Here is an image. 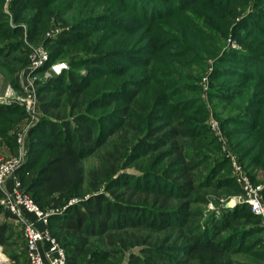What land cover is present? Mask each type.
Returning <instances> with one entry per match:
<instances>
[{
	"label": "trees",
	"instance_id": "16d2710c",
	"mask_svg": "<svg viewBox=\"0 0 264 264\" xmlns=\"http://www.w3.org/2000/svg\"><path fill=\"white\" fill-rule=\"evenodd\" d=\"M11 1L17 15L36 9L29 18L32 31L26 33L31 41L49 46L54 60L64 56L69 61L70 68L46 80L39 91L42 122L50 124L43 133L53 142L47 149L54 154L39 168L40 160H36L17 171L29 174L25 182L19 176L21 188L29 196L34 193L31 197L41 209L49 204L65 206L79 198L64 215L50 212L49 228L65 249L67 264H122L123 256L133 248H141L145 255H133L131 264H264V226L247 203L237 205L243 208L240 211L221 205V218L202 224L205 213L200 205L215 203L216 197H209L212 191L227 196L242 194L243 189L230 173L222 175L229 160L220 151L208 119L200 117L205 112L201 77L197 81L184 76L188 83L182 84L184 80L178 81L169 72L179 75V65L191 60L205 65L202 52L191 47L194 59H181L190 52H185L184 45L189 26L180 29L181 51L166 48L170 41L165 34L171 33H154L159 20H175L189 8L210 13L200 12L202 17L230 21V34L240 48H221L210 74L209 94L211 100L226 106L242 101L235 105L238 113L225 119L224 113L216 111V115L222 118L223 128L233 123L241 128L225 132L235 148H241L245 170L258 184V171H264V0H258L245 16L247 11L238 14L235 0ZM3 4L0 0V57H9L22 45L19 53L29 56L23 39L4 41L13 33L25 34V29L18 19L17 27L11 26ZM101 6L105 7L97 11ZM74 7L79 8L76 19L64 21L63 14ZM52 24L59 33H46ZM137 26L146 29L136 33ZM81 27L85 29L80 31ZM244 28L246 35L241 36ZM208 36L202 38L209 41ZM160 52L161 57L170 58L164 72L156 60ZM217 78L236 81L221 86ZM255 83L258 89L254 90ZM145 88L153 95L141 96ZM191 90L198 97L184 95ZM4 107L0 106V113ZM160 146L168 147L160 151ZM138 147L145 150V157L157 154L153 161L160 163L132 176L124 169ZM92 156L96 165L87 172L83 162ZM7 217L16 215L8 210ZM255 219L256 223H249ZM9 225L0 223V244L13 239V230L6 234ZM254 234L262 237L249 239ZM172 251L184 258L176 259Z\"/></svg>",
	"mask_w": 264,
	"mask_h": 264
},
{
	"label": "rangeland",
	"instance_id": "374dc122",
	"mask_svg": "<svg viewBox=\"0 0 264 264\" xmlns=\"http://www.w3.org/2000/svg\"><path fill=\"white\" fill-rule=\"evenodd\" d=\"M4 1V12L8 13L9 15V22L11 23V26L13 28L17 27L16 21L18 19V22L23 23L24 26V33L19 31L17 33L11 34L8 38H6L4 41L6 42H12L16 43L17 41L24 40L25 44L28 45L30 48L29 56L27 54H21L19 53V49L14 50L12 54L9 57H0V106H5L3 109L4 112L0 113V159H11L12 157L21 159V165L18 170L25 167V165H31L34 161L40 160L38 168L41 167L46 160L54 154L53 151L48 150L47 146L52 145L51 139L44 135L43 131L45 130V127L47 129H50V124H48V121L42 122V119L44 117V113L41 109L40 105V90L42 89V86L44 85V82L48 79H51L53 77L59 76L64 69H69V61L66 57L60 56L58 58H55V60L51 57V52L48 47H45L44 44L38 43L36 45L31 41V39L26 35V33H31L30 29L32 31L33 25L29 22V18L33 13L36 12L35 8L27 9L25 12L21 13L20 15H17V10L12 9L13 2L11 0H3ZM258 3V0H235V3L237 5V12L240 14L243 11H247L245 15H248L251 13L252 9L255 6V3ZM59 3V2H58ZM113 3V2H112ZM204 3V2H201ZM58 5V4H56ZM105 6L97 7V11L103 10ZM51 7L46 8L45 11H49ZM79 8L74 7V11H70L69 9L66 10L67 13L63 14L62 17L64 21H74L76 19V14L78 12ZM200 12L208 13L200 8H189L187 12L184 13V15H181L180 17L176 16L174 19H164L159 20L155 26L154 33H161V31H165L168 33H171L170 35L165 34V39L169 40L170 43L166 48L170 49L173 47L174 49H178V51H181L179 47V42L182 41L181 33L182 28H184L186 25L189 26L190 29H187V43L185 52L186 55L182 56V61H186L187 59H194L195 52H191L190 47L194 49L197 53L202 52V60L205 59V65H202L201 63H197L193 60L187 64H181L178 67V71L180 74L178 75L177 72H170V75H173L175 79L184 80V76H186L188 79H195L198 81L200 78L199 84L202 86V103H205V107L203 108L205 110L204 113L201 114V118L208 119V125L212 131V133L215 134V136L218 138V143L220 144L221 152L222 154L229 160L227 168L224 170V173L222 175H225L227 173H230L233 177H235L236 181L235 183L239 185L243 189V193H237V194H231V195H224L222 194V191H217V193L221 194H215V192H211L210 198L215 199V203H209L207 206H202L203 212L205 213V217L202 221V224L205 225L207 223H210L214 221V218L220 219L221 213H220V207L221 205H225L226 207H234L231 208V211H234V209L238 208L239 203H243V199L245 196V191L242 186V184L238 181L237 178V169L236 165L241 168L242 172L247 175L251 181L253 182L250 174L245 170V165L243 161L240 159L241 155V148L239 147L238 150L235 148V146L231 143L228 135L226 134V129H241L237 124H229L227 128H223L221 125V117H218L216 113H224L222 116L225 119L227 116L236 114L240 111V109H237L235 107L236 103L237 105L240 104L242 101H234L229 106L225 104V102H221L212 98L211 100L209 91L211 85H213V80L210 79L211 71L214 67V60L217 58V56L222 51L221 48L227 47H233L235 49H239L240 45L239 43L233 38L232 34H230L233 26L230 24V21H215V19H210L206 17H202L200 15ZM226 12H229V9H226ZM210 14V13H208ZM95 15V14H94ZM243 16V17H244ZM24 17V18H23ZM178 17V18H177ZM243 17H240L243 18ZM239 19V18H238ZM252 19H255L252 17ZM2 21V20H1ZM208 23L209 27L205 25V23ZM53 23V22H52ZM182 23V24H181ZM247 23V22H246ZM59 25L61 27L66 26L65 23L59 22ZM138 31L136 33H142L146 29V26L142 27L137 26ZM212 27L216 29V31H213ZM85 27H81V30H84ZM179 30V31H178ZM230 30V31H229ZM60 29L56 26L51 25L50 29L46 33H59ZM185 33V32H184ZM205 34H208L209 41H206L202 38V36ZM230 34V35H229ZM202 35V36H201ZM212 35V36H211ZM240 35H246L245 28L240 31ZM227 37L226 40L223 39V37ZM137 38V36L135 35ZM178 38V39H177ZM181 40V41H179ZM179 41V42H178ZM225 43V44H224ZM224 46V47H223ZM202 49H205L201 51ZM193 53V54H192ZM205 53V55L203 54ZM219 53V54H218ZM162 52L158 54V58L156 60L160 61L162 71L164 72V65L170 60L168 57H161ZM45 55L48 56V59L45 60ZM40 60H44L43 63H39ZM115 61H119V59L114 58ZM113 61V60H111ZM107 63V62H104ZM105 69V68H103ZM140 69L133 70L132 76L137 74V71ZM85 73V71H84ZM217 85H231L236 80H232V78H217ZM182 84L188 83L187 81L181 82ZM258 89L257 84L255 83L254 90ZM11 94L10 97L6 99V94ZM144 93H146L148 96H152L153 93L145 88L142 90L141 96H144ZM42 94V93H41ZM186 97L194 98L198 97V92L191 90L188 93L184 94ZM196 106L198 105L195 104ZM195 106V107H196ZM218 111V112H216ZM174 116V115H173ZM237 131V130H236ZM240 133L243 132V130H238ZM48 133V130L47 132ZM50 133V132H49ZM19 134H23V143L19 141ZM241 139L242 136H236V139ZM189 142L193 141L188 138H183ZM249 144H246V148H248ZM168 146H160V151H164ZM145 149V148H142ZM244 149V148H242ZM113 151V148L110 149ZM136 154L134 156V160L129 166H126L124 170L134 175H138L143 171V167L146 169H149L150 167L154 166L153 164L160 161L157 159L153 161V159L156 157L157 154H152L151 156L145 157V150H140L139 147L136 149ZM144 153V154H143ZM96 157L92 156L89 159L85 160L83 162L84 167L86 171L88 172L90 169H94L96 165ZM30 166V167H31ZM37 168V169H38ZM160 166L156 169L159 171ZM25 170V169H24ZM22 170V171H24ZM258 179L259 183L264 186V171H258ZM19 176L23 180L22 182H25L24 179L29 177V174L27 173H19L17 174V178L19 179ZM129 179V178H128ZM153 183H157L154 181ZM20 181V180H19ZM133 181V180H132ZM254 183V182H253ZM256 184V183H254ZM123 189V188H122ZM1 190V189H0ZM0 223H10L9 227H7L6 234H9V231L14 232L13 239L9 238L6 245L0 244V249L2 253L7 258L8 263L7 264H28L26 256H25V241L24 236L23 239L20 238V234L22 233V222L15 218H9L7 217V211L9 210L5 205L1 203V199H3V196L5 193L3 191H0ZM34 193H31L30 196L33 197ZM264 197V194H263ZM242 200V201H241ZM79 201V198L75 197L68 201V203L65 206H61L56 208L55 205L49 204L47 206H43V209L45 212H54V215H64V211L72 206L73 204L77 203ZM218 202V203H217ZM175 203V202H173ZM228 204H230L228 206ZM239 209V208H238ZM243 208L239 209L242 210ZM257 219L252 220L249 222L250 224L256 223ZM248 223V222H247ZM147 233H154V238L157 237V233L155 231H151L150 229H147ZM169 233V231H168ZM177 233V231H176ZM22 235V234H21ZM255 237L252 235L249 239H255L258 237H262V234H254ZM98 239V238H97ZM102 241V239H100ZM104 241V240H103ZM104 244V243H103ZM173 257L177 259V257H182V253H176V252H170ZM133 255L144 257V253L141 252V248H133L126 252V254L122 258V264H131L133 262ZM237 259V257H236ZM144 262V261H143ZM145 263V262H144ZM88 264V263H87Z\"/></svg>",
	"mask_w": 264,
	"mask_h": 264
},
{
	"label": "built area",
	"instance_id": "2783aa9c",
	"mask_svg": "<svg viewBox=\"0 0 264 264\" xmlns=\"http://www.w3.org/2000/svg\"><path fill=\"white\" fill-rule=\"evenodd\" d=\"M48 56L45 55V60ZM40 60L39 63H43ZM7 99V98H6ZM23 143V134H19ZM21 159H0V189L5 193L1 203L22 222L28 264H67L65 249L52 235L49 228L50 213L45 212L28 194L24 193L17 178ZM237 178L242 184L247 203L253 213L260 216L264 226V186L254 184L237 165Z\"/></svg>",
	"mask_w": 264,
	"mask_h": 264
},
{
	"label": "bare ground",
	"instance_id": "6f19581e",
	"mask_svg": "<svg viewBox=\"0 0 264 264\" xmlns=\"http://www.w3.org/2000/svg\"><path fill=\"white\" fill-rule=\"evenodd\" d=\"M10 93L9 94H6V98L10 97ZM8 261H7V258L5 257V255L2 253L1 249H0V264H7Z\"/></svg>",
	"mask_w": 264,
	"mask_h": 264
},
{
	"label": "water",
	"instance_id": "95a60500",
	"mask_svg": "<svg viewBox=\"0 0 264 264\" xmlns=\"http://www.w3.org/2000/svg\"><path fill=\"white\" fill-rule=\"evenodd\" d=\"M230 204H228V206H229Z\"/></svg>",
	"mask_w": 264,
	"mask_h": 264
}]
</instances>
